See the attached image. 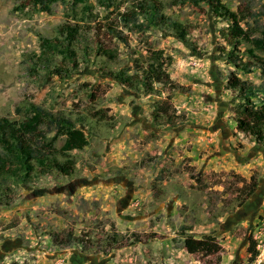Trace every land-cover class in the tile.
<instances>
[{
  "label": "rangeland",
  "instance_id": "rangeland-1",
  "mask_svg": "<svg viewBox=\"0 0 264 264\" xmlns=\"http://www.w3.org/2000/svg\"><path fill=\"white\" fill-rule=\"evenodd\" d=\"M106 1L0 0V120L23 121L33 103L73 120L88 142L62 153L66 171L0 194V264H264L263 248L249 252L264 237V144L239 130L246 95L229 89L234 77L264 87V0ZM143 6L178 21L187 41L150 25ZM69 28L82 37L75 64L62 47ZM152 52L170 85L148 94L115 80L141 77ZM46 131L60 152L67 137ZM209 235L220 263L184 248Z\"/></svg>",
  "mask_w": 264,
  "mask_h": 264
},
{
  "label": "trees",
  "instance_id": "trees-1",
  "mask_svg": "<svg viewBox=\"0 0 264 264\" xmlns=\"http://www.w3.org/2000/svg\"><path fill=\"white\" fill-rule=\"evenodd\" d=\"M200 1H206L211 6L215 5L214 0ZM42 4H44L43 1ZM103 6L109 8L110 4L108 1L103 0ZM42 9L46 12L51 11L48 6H42ZM141 10L150 25H160L163 29H167L178 36L181 41H187L188 33L178 21L164 14H158L156 7L153 6H143ZM122 18L126 25L134 23L137 29L144 28V24H138L137 21H133L134 18L132 20L127 19V16ZM145 29H148V27ZM112 30L116 37L123 39L122 32H117L114 28ZM75 35L76 32L72 28L62 33L64 44H67L62 46L64 48L63 52L66 59L72 61L73 64H75L77 58L71 45L73 41L74 43L76 41L81 43L82 41L81 35L76 37ZM255 43L258 47L261 44L259 41ZM43 44L48 49L56 50L52 40L44 39ZM94 50L108 59H114L102 46L96 45ZM249 54L252 58L257 59L252 51H249ZM158 55H160V52H152L148 66L139 68L141 77L133 78L119 73L115 75V80L131 90L142 87L148 94L157 91L156 84H160L163 88L170 85V75L167 71L169 65L165 64L162 60L163 57ZM244 71L251 73L250 69H244ZM229 89L246 95L242 98L246 103L242 106L244 118L238 120L239 130L245 134H251L259 144L263 145L264 101L262 104H257L252 101V98L258 93L264 94V87H258L234 77L230 79ZM26 110L28 116L23 121L8 118L0 120V194L6 197L13 195L14 185H29L34 179L47 176L53 170L66 171V162L60 160L62 153L67 154L70 151L83 149L88 145L87 136L76 128L73 120L33 103L28 104ZM167 113L165 108H159L153 115L155 121L159 125H164L161 115L164 117ZM166 122L170 123V120L168 119ZM46 128H53L60 135L67 137V141L60 152L52 144V141L54 142L56 138L50 140ZM256 186L257 181L254 178L252 183L246 185L247 188H250L249 196L254 193ZM0 205H5L3 200L0 201ZM243 205L244 203L241 202L240 207ZM184 248L194 256H202L204 259L214 257L217 263L222 261L224 250L212 235L204 236L201 239L187 238ZM249 252L254 256L258 255L256 242L252 238H250Z\"/></svg>",
  "mask_w": 264,
  "mask_h": 264
},
{
  "label": "built area",
  "instance_id": "built-area-1",
  "mask_svg": "<svg viewBox=\"0 0 264 264\" xmlns=\"http://www.w3.org/2000/svg\"><path fill=\"white\" fill-rule=\"evenodd\" d=\"M257 241H259V238L256 237L255 238L256 248H258V249L263 248L264 249V237L262 238V240L259 241V244Z\"/></svg>",
  "mask_w": 264,
  "mask_h": 264
}]
</instances>
